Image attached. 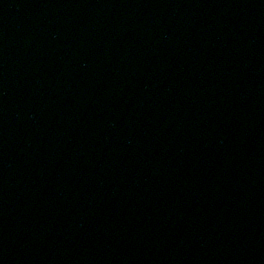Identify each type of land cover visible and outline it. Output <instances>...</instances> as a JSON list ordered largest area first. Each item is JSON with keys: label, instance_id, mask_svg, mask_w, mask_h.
Returning a JSON list of instances; mask_svg holds the SVG:
<instances>
[{"label": "water", "instance_id": "95a60500", "mask_svg": "<svg viewBox=\"0 0 264 264\" xmlns=\"http://www.w3.org/2000/svg\"><path fill=\"white\" fill-rule=\"evenodd\" d=\"M264 0H0V264H262Z\"/></svg>", "mask_w": 264, "mask_h": 264}]
</instances>
